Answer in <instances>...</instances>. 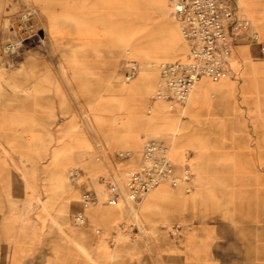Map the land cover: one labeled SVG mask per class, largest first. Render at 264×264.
Returning a JSON list of instances; mask_svg holds the SVG:
<instances>
[{"label":"crops","instance_id":"1","mask_svg":"<svg viewBox=\"0 0 264 264\" xmlns=\"http://www.w3.org/2000/svg\"><path fill=\"white\" fill-rule=\"evenodd\" d=\"M90 1L61 0L57 4L59 6L55 10L76 13L68 15L64 12L65 17L74 21L68 29L56 22L52 9L42 8L46 17L43 24L48 34L51 36V28L61 29V33L51 36L54 42L82 48H93L99 44L115 45L123 49L126 59L136 60L167 57L168 50L172 48L170 41L176 43L181 40L165 0H139L136 4L139 13L128 24L125 16L120 17L119 12L111 14L112 10L95 11L86 18L83 12L88 9ZM234 3L250 24L249 29L239 34L232 43L229 77L218 82L201 78L181 112L174 107L176 105L173 102L157 101L152 104L150 114L143 113V108L146 109L148 105L147 91L152 87L144 68L145 62L137 63L141 71L133 80L125 82L129 85L122 89L111 88L107 83L108 73H102L101 90H93L87 95L95 113L103 119L110 120L113 117V120L119 121L121 130L112 133L113 141L120 148L134 150L123 151L130 153L126 159L115 156L119 162L110 168L113 174L121 175L138 167L141 156L139 131L152 132L163 128L172 132L171 140L167 141L170 147L169 160L176 175L180 174L184 165L189 167L192 177L188 185L193 191L178 197L174 190L181 186L172 188L169 184H161L143 198L134 210L150 223L160 218L181 219L190 224L182 245L177 247L165 242L145 246L136 241H122L114 235L115 230H120L119 225L132 212L121 202L115 207L101 202L85 210V224L82 226H76L70 219L69 222L61 221L60 228L52 230L39 224H26L20 218L22 212L19 209L29 203L31 198L30 187L33 184L27 172H24L28 171L29 164L16 163L17 168H14L12 164L0 163V264H222L221 246L217 243L222 233L227 232L231 245L237 247L241 236L246 237L247 231H254L240 230L242 226L238 225L239 218L242 223L243 219L255 217L252 206L245 212L237 206H231L229 222L224 224L206 210L205 195L208 193L205 187L209 185V180L199 174L195 176L190 166L196 169L205 159L225 151L243 155L247 169L264 171V0H234ZM126 26L135 28L132 38L126 36ZM111 27L123 29H118L110 37L107 28ZM92 28H97V36H94ZM253 34H256L255 39ZM177 45H174V49L180 53L174 60L180 61L184 57L185 46L183 42ZM75 53L59 51L57 59L67 61L53 68V72H45V77L37 83L39 87L47 81L48 85L54 87L53 91H57L51 97L52 103L48 102L45 114L59 121L64 118L72 122L78 117L77 90L81 68L76 65V61H72L77 59ZM93 69L87 71L94 73ZM238 79H241L240 84ZM7 81L12 89H17L21 94L15 99L0 94V132L4 138H19L18 133L17 136L13 133V124L21 123L23 140L26 132L24 124L30 122L29 68H17L9 72ZM259 98L262 100V113H259L260 106L256 103ZM239 103L245 107V116L237 110ZM164 140L160 142L165 143ZM238 140H244V146ZM84 146L85 141L78 145ZM188 148L195 149L193 157L186 155ZM14 171H21V176ZM80 172L83 174V170ZM262 177L264 180V174ZM94 181L88 179L86 184L76 186L75 191L79 190L81 194L94 191L97 194L101 186L96 179ZM236 197L232 196V203H238ZM246 202L259 201L251 198ZM78 203L74 214L81 209ZM261 203H264L263 198ZM41 211L45 212L44 205ZM141 230L166 229L147 226ZM112 237H116L114 244L110 243Z\"/></svg>","mask_w":264,"mask_h":264},{"label":"rangeland","instance_id":"2","mask_svg":"<svg viewBox=\"0 0 264 264\" xmlns=\"http://www.w3.org/2000/svg\"><path fill=\"white\" fill-rule=\"evenodd\" d=\"M60 1L0 0V94L2 97L16 98L18 94H21L20 91L12 89L7 84L9 72L15 71L17 68L28 67L30 73V90L28 92L30 122L24 124L26 132L23 140L21 138V123L13 124L15 127L13 133L16 136L19 134V138L16 136L14 139L4 138L0 132V163L12 164L14 168H17L16 163L29 164L28 171L25 170L24 172H27L33 186L30 187V202L19 209L22 212L20 218L26 224H39L41 227H47L51 230L53 228L59 229L61 221L69 222V219L73 221L74 213L79 207L78 202L81 200V192L75 191L76 186L86 184L90 178L95 183L94 179L97 180V176L110 171V168L119 162L115 158L118 150L121 152L134 151L132 148H120L111 138L114 131L121 130L119 121L113 120V117L110 120L103 119L94 112L95 108L93 109L87 100V95L91 91L101 90L102 73H108L107 83L111 88L122 89V87L129 85L123 79L128 62L124 51L120 47L109 44L108 46L99 44L93 48H82L59 45L54 42L52 37L61 33V29L51 28L52 37L48 34L46 27L42 24L46 19L42 8L52 9L56 22L66 29L74 21L65 17L64 12H67L68 15L76 14L70 10L62 12L55 10ZM138 3L139 0H91L87 5L88 9L83 12V16L87 18L95 11L117 10L120 6L119 10L111 11V14L119 12L120 17L125 16L128 24L129 20L137 17L139 13L136 7ZM25 8L36 10L37 16L32 20V30L19 34L17 18ZM107 29H109L110 37H112L118 32V29L121 31L123 28L111 27ZM134 29L133 26H126V36L132 38ZM92 30L94 36H97V28H92ZM18 38L24 39V41L15 47L13 52L7 50L8 44L16 42ZM171 42L172 48L168 50L169 52L167 51V57L137 58L134 60L136 64L145 62L144 68L149 76V82L152 84L151 89L147 91L146 98L155 90L158 80L157 66L163 62H176L174 58L180 52L174 49V45L177 43V46H180L182 41ZM59 51L76 52L74 56H77V59L72 61H76V65L81 68L78 74L77 90L78 107L76 113H78V117H75L72 122L64 118L59 121L54 116H46L47 104L48 102L52 103L51 97L56 95L57 91H53L54 87L48 85L47 81L45 85L41 84L39 87L37 84L39 80L45 77V72H53V68L63 65V61H67L57 59ZM89 68H94V73L88 72L87 69ZM138 68L140 72V67L138 66ZM237 82L240 84L241 79H238ZM261 101L260 98L257 102L255 101L260 106L259 113H262L263 109ZM175 105L174 107L181 112L182 106ZM237 110L245 116L246 111L242 104L239 103ZM145 112L146 109L143 108V113ZM237 129L238 131L241 130L240 128ZM138 134L141 139L140 146L146 139L159 142L165 139L167 144V141L172 138V132L163 128L152 132L139 131ZM83 141H85L86 146L78 147ZM238 141L244 146V140ZM167 146L169 147V145ZM194 150V148H188L186 155L193 157ZM190 166L194 169L195 176L199 174L207 181L209 180V185L205 187L208 194L205 195L204 205L206 210L217 217L222 224L229 222L231 206H237L239 210H244L243 212L247 211L249 206L254 209L255 217L243 219L242 223L240 218L238 220V225L242 226L240 230L254 231L252 233L247 231L246 237L245 235L241 236L237 247L231 245L227 232H223L220 236L221 240L217 241L221 246L219 250L221 251L222 264H264L262 261L264 259V233H262L264 230V203H261L262 198L264 200V185L262 186L264 171L247 169L243 155L230 154L225 151L205 159L196 169L193 165ZM74 169L79 173L76 182L69 179V172ZM81 170H83V174L80 172ZM13 173H19L21 176L22 172L14 171ZM192 191L190 189L185 192L183 187L174 190L178 197L189 195ZM101 192H103L102 188L97 191V194H102ZM233 195L237 196L238 203L236 204L232 203ZM251 198L259 202H246L247 199L251 200ZM43 205L45 212L41 213L43 212L41 211ZM134 209L130 208L132 213L128 214L123 223L125 227L135 224L139 229L147 226H159L166 230H139V234L136 236L115 230V236L126 243L136 241L145 246L160 245L165 242L177 247L182 245L183 237L189 231L186 229L190 228V224L181 219L161 220L160 218L151 220L150 223L143 216H140L139 212L136 214ZM173 228H177V230H173ZM242 238H244L243 241H241ZM115 239L116 237H112L113 244Z\"/></svg>","mask_w":264,"mask_h":264},{"label":"built area","instance_id":"3","mask_svg":"<svg viewBox=\"0 0 264 264\" xmlns=\"http://www.w3.org/2000/svg\"><path fill=\"white\" fill-rule=\"evenodd\" d=\"M170 15L176 23L178 33L185 46L184 61L163 62L157 66L158 80L154 92L148 98L146 113L157 101L173 102L184 106L191 91L201 78L218 82L229 77L232 43L234 39L249 29V20L241 14L234 0H165ZM36 10L25 8L18 15V32L32 30V20ZM253 39L256 34L252 35ZM24 39L8 44L7 50H14ZM41 42V41H40ZM264 48V46H263ZM13 52V51H12ZM134 61L126 64L123 79L130 82L138 72ZM167 144L153 139L143 141L140 150V163L137 168L116 175L110 171L97 176V183L103 189L99 197L94 191L81 194V209L73 216L76 226L85 224L83 212L99 203L115 207L119 202L127 209L139 204L142 199L161 184L172 188L181 186L185 192L190 190L191 171L184 165L179 175L175 174L168 158ZM100 153V152H99ZM116 157L126 159L129 152H116ZM79 173L69 172L70 181H77ZM119 232L131 236L139 234L135 224L125 227L119 225ZM117 231V230H116ZM110 243H113L112 238Z\"/></svg>","mask_w":264,"mask_h":264},{"label":"bare ground","instance_id":"4","mask_svg":"<svg viewBox=\"0 0 264 264\" xmlns=\"http://www.w3.org/2000/svg\"><path fill=\"white\" fill-rule=\"evenodd\" d=\"M42 24H43V23H42ZM43 26H44V24H43ZM181 40H182V39H181ZM182 42H183V41H182ZM185 54H186V50H185V53H184V57H183V59L180 60V61H184V60H185ZM127 61L129 62V61H134V60H132V59H127ZM137 65H138V64H137ZM138 66H139V65H138ZM138 72H139V71H138ZM138 72H137V74H138ZM198 81H199V80H198ZM192 91H193V90H192ZM192 91H191V93H190V95H189V97H188V100H189V98H190V96H191V94H192ZM188 100H187V101H188ZM169 153H170V147H169V149H168V158H169ZM78 177H79V176H78ZM155 189H156V188H155ZM155 189H154V190H155ZM154 190H153V191H154ZM151 192H152V191H151ZM151 192H150V193H151ZM83 193H85V192H83ZM83 193H82V194H83ZM101 193H102V194H97V195H98L99 197H101V196L103 195V192H101ZM148 194H149V193H148ZM148 194H147V195H148ZM147 195H146V196H147ZM146 196H145V197H146ZM145 197H144V198H145Z\"/></svg>","mask_w":264,"mask_h":264}]
</instances>
